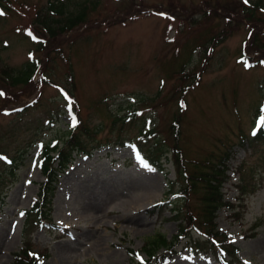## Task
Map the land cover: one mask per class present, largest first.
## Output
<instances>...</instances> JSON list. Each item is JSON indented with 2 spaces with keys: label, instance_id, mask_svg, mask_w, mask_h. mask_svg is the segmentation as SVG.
Returning <instances> with one entry per match:
<instances>
[{
  "label": "rangeland",
  "instance_id": "1",
  "mask_svg": "<svg viewBox=\"0 0 264 264\" xmlns=\"http://www.w3.org/2000/svg\"><path fill=\"white\" fill-rule=\"evenodd\" d=\"M56 1L67 3L65 12L72 14L86 5L87 20L60 37L62 54L45 71L56 86L46 84L40 90L36 73L37 86L31 84L21 97L22 102H28L40 92L41 104L20 116L12 112L22 104L6 105L0 111V150L10 159L0 157V194L4 199L0 207V264H11L12 254L23 246L21 211L30 207L38 183L44 179L37 165L42 145L61 143L74 122L71 112L53 116V124L47 120L50 109L66 108L60 92L64 87L77 99L87 125L98 129L94 143L99 141L102 146L89 156L77 155L62 173L50 211L53 227L32 234L33 250L47 251L44 264H147V243L157 236L173 241L179 221L171 219L172 206L157 207L170 196V181H176L167 150L173 143L168 129L179 110L177 99L184 93L178 86L187 85L179 146L188 159L195 160L210 158L215 162L225 151L234 153L226 160L221 185L224 200L234 206L218 208L215 222L240 248L239 264H264V174L263 186L241 200L234 186L238 182L235 168L245 156L248 169L255 173L264 169L263 145L245 155L240 147V135L250 133L258 109L264 106V47L245 53L259 60L257 63L245 67L240 59L251 21L214 16L205 2L215 8L216 0H97L95 5L86 0ZM241 1L221 0V4L231 8ZM243 1L247 6L256 5L251 9L254 15L264 18V0ZM54 2H3L0 68L16 73L24 67L33 56L29 37L34 39L32 27L41 17L37 15L58 17L49 8ZM244 12L240 7L234 15L246 16ZM189 15L202 24L190 23L186 20ZM256 26L253 34L261 30L264 39V23ZM230 28L206 56L198 83L182 78L183 65L185 72L192 71L204 58L202 48L192 50L197 42L205 43L214 33ZM135 111L139 112L132 118ZM151 128L158 134L150 137L145 148L155 144L160 148V168L145 160L129 142ZM123 140L126 144L121 147ZM251 188L249 184L247 190ZM174 200L185 211L186 201ZM187 206L196 214L200 200L190 198ZM191 237L195 240L198 235L193 232ZM184 242L176 245L172 254L160 247L150 264H218L208 252L190 255Z\"/></svg>",
  "mask_w": 264,
  "mask_h": 264
},
{
  "label": "trees",
  "instance_id": "2",
  "mask_svg": "<svg viewBox=\"0 0 264 264\" xmlns=\"http://www.w3.org/2000/svg\"><path fill=\"white\" fill-rule=\"evenodd\" d=\"M241 1V0H238ZM3 2L11 4V0H0V11L4 8ZM85 2V1H84ZM92 3L95 5L97 0H86L85 3ZM242 3H234L233 7L229 8L221 4V0H216V7L211 8L210 3L205 2L208 8V12L214 16L223 15L228 21L236 19L241 21L243 17H247L251 21L250 34L248 40L243 47V54L240 55L241 63L248 64L250 66L257 63L259 60L253 59V57L246 55V51L252 53L254 48H263L264 39H262L261 30H257L253 34V31L257 29L256 24L264 23V18L261 19V15L255 16L251 9L255 8L247 6L244 1ZM67 3L56 1L51 3L50 11L56 14L58 17L50 16L49 14H39L41 16L37 20V24L32 27L34 39L32 43L31 52L33 56L28 60L24 67L14 72L10 68H0V106L11 104H22L23 112L27 111L32 106H39L41 104V94L35 97L30 104L22 102L21 97L28 92L29 86H36L33 82V75L38 70L41 71L42 81L41 88L46 84H53L45 71L53 67V63L56 57H59L61 52V35L81 24H84L87 20V8L86 5L81 7L74 14L65 12V6ZM245 11L246 16L234 15L238 12L239 8ZM258 7V6H257ZM195 9L196 6H193ZM261 13L262 11L259 10ZM207 12V13H208ZM264 16V15H263ZM192 24H202V21H196L193 16L189 15L188 19ZM260 27V26H259ZM232 31L223 29L219 33L214 35L205 43L201 41L192 48L193 52L196 49L202 48L204 58L201 60L200 66L192 71H184V65L181 67L182 78H193L195 83H198L203 71L204 61L206 56H210L214 46L222 42L225 37ZM262 37V38H261ZM52 46L53 50L52 51ZM247 47V49H246ZM178 53H175V58L178 57ZM243 55V56H242ZM70 81L74 79V74L71 71V67L68 71ZM178 89L183 90L177 99L178 113L174 119L171 120L169 126L170 137L168 138L173 143L167 149L171 155V161L174 165L176 172V181H170L169 190L170 197L164 199V204L160 203L157 208L164 209L162 205H171V219L178 220V234L175 239L169 242L163 236H157L153 238L144 247L149 257V262L153 260L154 253L163 247L167 251H174V246L180 244V242L189 238V242L185 244V248L189 250L192 255L200 251H210L213 253L218 264H239L238 253L239 247L235 245L230 239L229 235L218 229L215 222V212L218 208L227 206L233 207L234 205L224 200V195L221 192V185L225 180L226 160L230 156L229 151H225L221 157L218 156L217 160L213 162L210 158L205 160L188 159L183 152V149L179 146V140L181 135V122L186 110V103L184 101V94L189 86H178ZM30 93V92H29ZM74 107L73 111L76 115V122L69 127V130L65 132V136L62 138L61 144H46L39 156V168L44 177V181L39 183L37 197L32 203L29 209L24 210V225L22 228V243L21 249L13 253V262L11 264H43V258L48 257L47 251L39 252L32 248L31 236L38 228H47L52 226V220L50 218L51 200L54 196L59 176L69 164L73 162V152H83L90 154L92 149L100 146L101 143L95 141V136L98 133V129H92L87 125L86 121L81 116V108L79 103L73 98ZM139 111L133 112L130 116L133 118ZM260 122L254 127L253 131L247 134H241L240 145H249L253 151L259 148L260 145L264 146V109H258L257 111ZM22 114V113H21ZM11 131V130H9ZM158 132L153 128L148 131H142L139 135V140L145 143L150 137H156ZM166 141V140H165ZM247 143V144H245ZM123 145V143H120ZM264 149V147H263ZM261 149V150H263ZM145 152V153H144ZM4 152L0 150V154ZM143 155L156 167H160L161 151L155 144V147L142 151ZM166 158V156H164ZM167 159V158H166ZM246 160L242 162L239 167V184L238 190L240 191L243 199L249 191H258L263 186V174L262 172L252 171L246 166ZM250 180V181H249ZM177 183V184H176ZM252 185V188L247 190V187ZM178 197V201H186L185 211L181 210V205H175L174 198ZM190 198L200 200L199 212L194 213L193 209L187 206V201ZM0 203L4 204L3 197L0 194ZM185 212V213H184ZM238 215V214H237ZM195 232L198 238L194 241L191 240L192 233Z\"/></svg>",
  "mask_w": 264,
  "mask_h": 264
},
{
  "label": "bare ground",
  "instance_id": "3",
  "mask_svg": "<svg viewBox=\"0 0 264 264\" xmlns=\"http://www.w3.org/2000/svg\"><path fill=\"white\" fill-rule=\"evenodd\" d=\"M60 189H62V188H60ZM138 206V205H137ZM132 207H135V206H132ZM136 208V207H135ZM84 215V214H83ZM89 215H91V214H88V219H89ZM81 217H82V215H80ZM94 216V215H93ZM84 217H85V215H84ZM97 217V216H96ZM76 218V217H75ZM78 218H79V216H78ZM81 219V218H80ZM95 219V218H94ZM97 219V218H96ZM131 222V221H130ZM130 225H131V223H130ZM127 226H129V225H127Z\"/></svg>",
  "mask_w": 264,
  "mask_h": 264
}]
</instances>
